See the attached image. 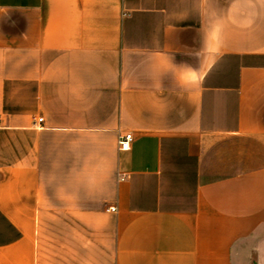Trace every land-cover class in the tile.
Returning a JSON list of instances; mask_svg holds the SVG:
<instances>
[{"label":"crops","instance_id":"0c3cea01","mask_svg":"<svg viewBox=\"0 0 264 264\" xmlns=\"http://www.w3.org/2000/svg\"><path fill=\"white\" fill-rule=\"evenodd\" d=\"M0 264H264V0H0Z\"/></svg>","mask_w":264,"mask_h":264},{"label":"built area","instance_id":"2783aa9c","mask_svg":"<svg viewBox=\"0 0 264 264\" xmlns=\"http://www.w3.org/2000/svg\"><path fill=\"white\" fill-rule=\"evenodd\" d=\"M44 119H40L39 123H43ZM134 142V136L133 134H127L120 138L119 146L121 152H129L132 148V144ZM125 180V177H123L122 181ZM113 211H116L115 208H113Z\"/></svg>","mask_w":264,"mask_h":264}]
</instances>
